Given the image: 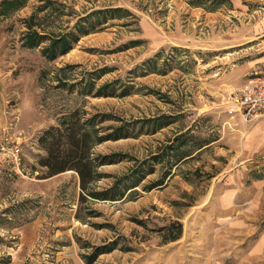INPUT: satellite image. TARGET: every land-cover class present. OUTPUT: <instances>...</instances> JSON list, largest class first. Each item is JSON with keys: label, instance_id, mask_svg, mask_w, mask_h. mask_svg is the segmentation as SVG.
I'll return each instance as SVG.
<instances>
[{"label": "rangeland", "instance_id": "obj_1", "mask_svg": "<svg viewBox=\"0 0 264 264\" xmlns=\"http://www.w3.org/2000/svg\"><path fill=\"white\" fill-rule=\"evenodd\" d=\"M263 55L264 0H0V264H264V114L231 99ZM76 109L84 192L38 162Z\"/></svg>", "mask_w": 264, "mask_h": 264}, {"label": "trees", "instance_id": "obj_2", "mask_svg": "<svg viewBox=\"0 0 264 264\" xmlns=\"http://www.w3.org/2000/svg\"><path fill=\"white\" fill-rule=\"evenodd\" d=\"M32 34L30 40L35 37ZM60 42L64 43L63 40ZM101 137L94 136L93 128L87 125L78 109L62 116L57 124L45 129L39 137V143L46 152L38 161L46 169L44 177L73 170L79 176L82 192L86 191L96 176L92 147L94 140ZM162 229L165 231L164 241H173L181 237L183 224L175 220ZM105 249L96 247L92 253L84 255L86 262L92 264Z\"/></svg>", "mask_w": 264, "mask_h": 264}, {"label": "built area", "instance_id": "obj_3", "mask_svg": "<svg viewBox=\"0 0 264 264\" xmlns=\"http://www.w3.org/2000/svg\"><path fill=\"white\" fill-rule=\"evenodd\" d=\"M231 99L237 111L245 119L264 114V76L256 75L251 78L243 87L231 92ZM0 150V154H4V158L20 171L19 142L9 133H5L0 138Z\"/></svg>", "mask_w": 264, "mask_h": 264}, {"label": "crops", "instance_id": "obj_4", "mask_svg": "<svg viewBox=\"0 0 264 264\" xmlns=\"http://www.w3.org/2000/svg\"><path fill=\"white\" fill-rule=\"evenodd\" d=\"M260 61L262 62V63H264V55L262 56V57H260ZM253 75L255 76V75H263L264 76V69H260V70H255L254 72H253Z\"/></svg>", "mask_w": 264, "mask_h": 264}]
</instances>
